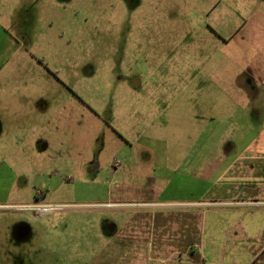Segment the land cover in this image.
Wrapping results in <instances>:
<instances>
[{
    "label": "rangeland",
    "instance_id": "rangeland-1",
    "mask_svg": "<svg viewBox=\"0 0 264 264\" xmlns=\"http://www.w3.org/2000/svg\"><path fill=\"white\" fill-rule=\"evenodd\" d=\"M0 8L15 15L20 44L2 45L0 264H192L178 242L139 229L152 218H135L128 240L120 231L135 214L158 212L133 203L201 197L189 161L217 154L240 119L264 115L226 99L239 86L261 89L264 0H3ZM163 173V194L151 193L147 177ZM40 193L50 213L22 209Z\"/></svg>",
    "mask_w": 264,
    "mask_h": 264
},
{
    "label": "crops",
    "instance_id": "crops-1",
    "mask_svg": "<svg viewBox=\"0 0 264 264\" xmlns=\"http://www.w3.org/2000/svg\"><path fill=\"white\" fill-rule=\"evenodd\" d=\"M29 25L31 23L26 27ZM17 34L15 15L1 12L0 8V80L7 60L2 45L5 43L8 52L19 50ZM259 82L261 89L239 86L238 91L226 99L242 105L245 113L264 110V79ZM1 94L0 91V101ZM247 116L246 120L237 121L239 125L233 138L226 136L219 141L216 148L220 146L221 150L217 154L209 151L201 161H189L188 172L191 179L202 187L201 197L163 202L158 196L157 201L151 199L131 204L157 207L158 212L150 210L132 216L120 231H128L122 239L132 238L133 232L129 229H132L135 218L146 216V220L152 218V225L142 224L139 229L144 228L147 233V229L155 227L160 244L178 242L177 251L180 254L185 252L192 264H264V115L254 114L250 125ZM0 127L2 129L1 120ZM229 145L232 149L224 151ZM158 163L163 167L167 163L165 156ZM159 176L158 179L153 176L147 179L154 182L150 192L156 188L161 195L167 175ZM184 207L186 211L177 210ZM112 230H116L115 226ZM120 232L115 233L112 241ZM143 233L139 236L145 239L147 234Z\"/></svg>",
    "mask_w": 264,
    "mask_h": 264
},
{
    "label": "flooded vegetation",
    "instance_id": "flooded-vegetation-1",
    "mask_svg": "<svg viewBox=\"0 0 264 264\" xmlns=\"http://www.w3.org/2000/svg\"><path fill=\"white\" fill-rule=\"evenodd\" d=\"M47 146H48V145L45 144V143H41V142H40V143H37V147H38L39 150H41V151L45 150ZM44 196H45V195H44L43 193H40L39 195L36 196V203H35V204L27 205L26 207H24V208H22V209L32 211V210L29 209V207H30V206H34V205H42V204L44 203V199H45ZM44 205H46V204H44ZM34 214L38 216V215L41 214V213L37 214V213L34 212ZM43 214H47V213H43Z\"/></svg>",
    "mask_w": 264,
    "mask_h": 264
},
{
    "label": "built area",
    "instance_id": "built-area-1",
    "mask_svg": "<svg viewBox=\"0 0 264 264\" xmlns=\"http://www.w3.org/2000/svg\"><path fill=\"white\" fill-rule=\"evenodd\" d=\"M117 160L115 161L116 164ZM55 207L53 205H34L30 206L29 209L33 212L39 214V213H50Z\"/></svg>",
    "mask_w": 264,
    "mask_h": 264
}]
</instances>
